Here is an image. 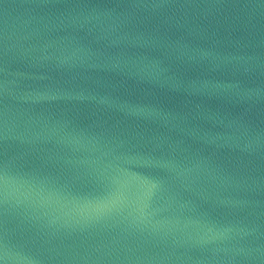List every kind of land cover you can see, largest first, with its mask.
Here are the masks:
<instances>
[{"label": "water", "instance_id": "obj_1", "mask_svg": "<svg viewBox=\"0 0 264 264\" xmlns=\"http://www.w3.org/2000/svg\"><path fill=\"white\" fill-rule=\"evenodd\" d=\"M0 264H264V194L109 196L0 183Z\"/></svg>", "mask_w": 264, "mask_h": 264}]
</instances>
